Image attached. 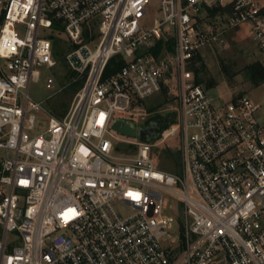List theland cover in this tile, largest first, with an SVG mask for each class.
<instances>
[{"label":"built area","instance_id":"1","mask_svg":"<svg viewBox=\"0 0 264 264\" xmlns=\"http://www.w3.org/2000/svg\"><path fill=\"white\" fill-rule=\"evenodd\" d=\"M148 3L0 0V264H264V102L214 105L191 68L242 27L264 54V0H161L149 29ZM166 40L171 52H150ZM113 58L122 67L105 76ZM43 75L46 100L80 82L62 117L28 94ZM171 82L158 142L112 130ZM175 136L178 173L152 157Z\"/></svg>","mask_w":264,"mask_h":264},{"label":"rangeland","instance_id":"2","mask_svg":"<svg viewBox=\"0 0 264 264\" xmlns=\"http://www.w3.org/2000/svg\"><path fill=\"white\" fill-rule=\"evenodd\" d=\"M160 15L161 0H149L146 7V15L141 22L149 29L153 26L154 19L160 17ZM216 17L218 16H212V18L209 17L207 20L214 22L219 26L224 25V18L221 17L223 20H218ZM198 56L201 58V63L204 64V69L202 73L199 74V79L214 105L220 103L226 104L232 100V98L239 95H247L253 101L264 102V84L253 86L246 80L242 70L246 65L256 60L263 62L264 59V54L251 42L248 27H242L238 32H230L227 35L224 44L215 43L209 45L204 48ZM222 63L229 68V73L233 74L232 78L229 79V77L221 70ZM198 64L196 65L198 66ZM66 71H68L66 66L64 69L58 65L54 72L57 76V83L62 84L67 80L62 78ZM45 74L54 75L50 72H45ZM44 76L45 75L41 77L38 83L31 82L29 84L28 94L32 100H45V103L43 104L44 108L50 112V114L56 116L54 113L60 108L61 103H66L68 104V108L70 107L75 92H70L66 89L57 93L51 99L46 100L51 94V91L44 88ZM209 82H213L214 86L212 88L207 86ZM175 89L174 82H171L169 92L168 90L163 89L161 93L148 98L143 103L141 113L134 118L132 124L136 129L151 128L153 138L148 142L156 143L160 140L161 132L152 130L154 126V128H158L159 125L157 122L159 120L162 125L171 122V120H173L171 125L174 124L173 116L175 115V109L177 107L174 93ZM116 116L124 117L120 114H117ZM40 120L42 121V127L39 131H42L46 128V120L43 118ZM167 152L170 153V155H168ZM176 153L179 154V139L176 136L171 137L162 143H157L152 148V157L154 158L155 163L160 169L167 172H172V170L176 169L173 164L175 162L171 164V161H175ZM177 204L178 200L175 197H164V209L167 212H169L171 207H174Z\"/></svg>","mask_w":264,"mask_h":264},{"label":"trees","instance_id":"3","mask_svg":"<svg viewBox=\"0 0 264 264\" xmlns=\"http://www.w3.org/2000/svg\"><path fill=\"white\" fill-rule=\"evenodd\" d=\"M215 13H216V10L210 11V14L214 15ZM54 46L57 47V49L55 50L54 56L59 59L60 66L65 69L64 60L62 58L63 53L65 51L64 42L61 39H56L54 41ZM149 50L155 56L162 53V51L171 52L172 43L170 40H166L164 42H157ZM194 60L195 61L191 65V68L195 74L196 82L201 84V81L199 79V74L202 73V71L204 69V64L201 63L200 56H198ZM198 63H200V64H198ZM122 64H123L122 61H117L116 58H113L109 62L108 66L105 70V76L115 74L122 67ZM196 64H198V66ZM221 67H222L221 70L229 77V79L232 78L233 74L229 73V68L227 66H225L223 63L221 64ZM242 70L244 72V77L246 78V80L249 83H251L253 86H259L261 84H264V63L263 62L256 60V61L246 65L245 67H243ZM71 77H72V74L69 71H66L65 75L62 78L66 80V79H69ZM56 78H57V76H56ZM79 86H80V82H75V83H72L67 89L70 92H75L79 88ZM207 86L209 88H212L214 86V84H213V82H209ZM67 109H68V104L61 103L60 108L58 110H56L54 114L57 117H62L66 113ZM172 121L173 120H171V122H168L167 124L162 125L161 121L159 120L157 122V124L159 126L155 130L157 132H161L162 130L166 129L169 125H171L173 123ZM167 154L170 155V153H168V152H167ZM173 162H175V163H173ZM172 163L176 167L175 170H172V173H178L180 170L179 154H177V153L175 154V161H171V164Z\"/></svg>","mask_w":264,"mask_h":264},{"label":"water","instance_id":"4","mask_svg":"<svg viewBox=\"0 0 264 264\" xmlns=\"http://www.w3.org/2000/svg\"><path fill=\"white\" fill-rule=\"evenodd\" d=\"M111 128L120 135L130 138H137L142 141H149L153 138V135L151 134V128L136 129V127L131 122H124L121 119H116L112 123Z\"/></svg>","mask_w":264,"mask_h":264},{"label":"flooded vegetation","instance_id":"5","mask_svg":"<svg viewBox=\"0 0 264 264\" xmlns=\"http://www.w3.org/2000/svg\"><path fill=\"white\" fill-rule=\"evenodd\" d=\"M154 127H155V126H154ZM154 127L152 128L153 131H155V129H156V128H154Z\"/></svg>","mask_w":264,"mask_h":264},{"label":"crops","instance_id":"6","mask_svg":"<svg viewBox=\"0 0 264 264\" xmlns=\"http://www.w3.org/2000/svg\"><path fill=\"white\" fill-rule=\"evenodd\" d=\"M238 32V31H237Z\"/></svg>","mask_w":264,"mask_h":264}]
</instances>
